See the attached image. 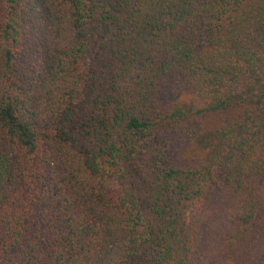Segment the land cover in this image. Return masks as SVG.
Instances as JSON below:
<instances>
[{
	"label": "trees",
	"instance_id": "obj_1",
	"mask_svg": "<svg viewBox=\"0 0 264 264\" xmlns=\"http://www.w3.org/2000/svg\"><path fill=\"white\" fill-rule=\"evenodd\" d=\"M0 264H264V0H0Z\"/></svg>",
	"mask_w": 264,
	"mask_h": 264
},
{
	"label": "rangeland",
	"instance_id": "obj_2",
	"mask_svg": "<svg viewBox=\"0 0 264 264\" xmlns=\"http://www.w3.org/2000/svg\"><path fill=\"white\" fill-rule=\"evenodd\" d=\"M225 113L220 112H211L203 117L202 121V129L200 131L203 132V134L211 133L212 129L217 125V122L221 116H224ZM179 145L177 146L178 149ZM190 150V146L185 148L183 147L181 151H179V154L181 156H188V151Z\"/></svg>",
	"mask_w": 264,
	"mask_h": 264
}]
</instances>
